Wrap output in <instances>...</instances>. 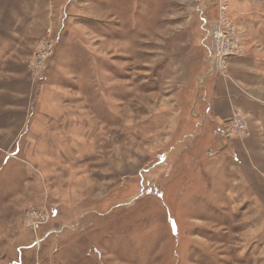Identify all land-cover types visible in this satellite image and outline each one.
I'll return each instance as SVG.
<instances>
[{
    "label": "rangeland",
    "instance_id": "obj_1",
    "mask_svg": "<svg viewBox=\"0 0 264 264\" xmlns=\"http://www.w3.org/2000/svg\"><path fill=\"white\" fill-rule=\"evenodd\" d=\"M228 1L264 69V0ZM217 18L218 0H0V77L55 42L47 81L2 95L35 116L0 151V264H264V158L199 122Z\"/></svg>",
    "mask_w": 264,
    "mask_h": 264
},
{
    "label": "crops",
    "instance_id": "obj_2",
    "mask_svg": "<svg viewBox=\"0 0 264 264\" xmlns=\"http://www.w3.org/2000/svg\"><path fill=\"white\" fill-rule=\"evenodd\" d=\"M243 56L230 59L229 78L216 74L209 65V75L207 74L209 78H206L202 88L203 93L200 100L202 113L199 122L201 125L210 122L216 129L223 125L234 111H240L248 120L251 137L245 141L234 140V142L243 143L250 155L261 154L264 158V69L251 58ZM9 73L14 78L8 77ZM4 77H0V151L2 152L6 150L2 145L14 144L20 135L19 129L22 130L26 124H30V115L33 118L35 116V108L33 111L28 109V120L23 121V116L15 115L22 105L15 102L10 104L2 96L4 92L10 91L16 97L27 96L29 86H34L31 75L25 71L18 74L8 72ZM15 77H19V80ZM230 79H233L234 83L228 81ZM239 86L247 94H244ZM255 97L263 103L258 102ZM9 138H12V141H9Z\"/></svg>",
    "mask_w": 264,
    "mask_h": 264
},
{
    "label": "built area",
    "instance_id": "obj_3",
    "mask_svg": "<svg viewBox=\"0 0 264 264\" xmlns=\"http://www.w3.org/2000/svg\"><path fill=\"white\" fill-rule=\"evenodd\" d=\"M209 40L211 68L221 77L229 78L230 59L245 54L246 37L231 15L228 0H218V18L211 25ZM54 53L55 42L48 37L41 42L29 64L34 83L47 81L48 63ZM214 135L226 141L246 140L251 137V129L246 116L240 111H234L223 125L214 130ZM31 218L29 226L35 231L47 222L45 216L36 212L31 214Z\"/></svg>",
    "mask_w": 264,
    "mask_h": 264
}]
</instances>
